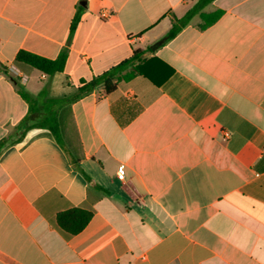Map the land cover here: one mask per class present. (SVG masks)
<instances>
[{"label": "crops", "instance_id": "0c3cea01", "mask_svg": "<svg viewBox=\"0 0 264 264\" xmlns=\"http://www.w3.org/2000/svg\"><path fill=\"white\" fill-rule=\"evenodd\" d=\"M198 2L0 0V141L30 112L20 88L28 125L62 127L61 144L36 128L0 156V264H264V0H214L216 23L164 42ZM64 50L54 76L16 62ZM136 51L156 83L72 100ZM74 208L93 216L71 235L56 217Z\"/></svg>", "mask_w": 264, "mask_h": 264}, {"label": "trees", "instance_id": "16d2710c", "mask_svg": "<svg viewBox=\"0 0 264 264\" xmlns=\"http://www.w3.org/2000/svg\"><path fill=\"white\" fill-rule=\"evenodd\" d=\"M213 1L214 0H199V2L193 8H191L184 17H174L173 26L163 41L168 42L175 38L180 33V31L185 28L197 15H200L203 21L200 26L202 29L208 28L216 23L222 16V11H216L210 14L202 13V10ZM84 12L85 8L83 6H78L77 13L71 24L69 41L72 40ZM143 55V51H136L131 58L113 67L101 76L92 79L88 83L83 82L82 86L77 89V92L73 96L72 100L74 101L84 97L101 85L104 86L105 92L107 94H111L116 91L120 82L124 80H130L136 75L145 76L156 83L151 77H149V75H147L143 67L145 64ZM67 59V50H64L56 59H47L33 53L21 51L16 57V62L28 65L46 76H54L55 74L64 72ZM19 93L21 97L29 104L30 112L28 116L21 122V124L16 127V139H13L11 136H9L6 139L0 141V156L8 147L21 143L25 139L26 134L32 129L36 128L48 130L49 135L53 137L59 144H61L62 127L58 116H48L41 119L37 124L28 125V122L34 112L36 101L30 96V94L21 88L19 89ZM88 182L90 183L91 190L106 192L104 188L93 184L91 180H88ZM92 216L93 212L87 208H74L58 214L56 217V224L61 230L71 235H76L85 229Z\"/></svg>", "mask_w": 264, "mask_h": 264}, {"label": "built area", "instance_id": "2783aa9c", "mask_svg": "<svg viewBox=\"0 0 264 264\" xmlns=\"http://www.w3.org/2000/svg\"><path fill=\"white\" fill-rule=\"evenodd\" d=\"M11 71H12V73H14L16 76H19V74H20L19 71L16 70V69H14V68H13ZM123 170H124V167L122 166V167L120 168V170H119V174H118L119 177H121V174H122Z\"/></svg>", "mask_w": 264, "mask_h": 264}, {"label": "rangeland", "instance_id": "374dc122", "mask_svg": "<svg viewBox=\"0 0 264 264\" xmlns=\"http://www.w3.org/2000/svg\"><path fill=\"white\" fill-rule=\"evenodd\" d=\"M69 127V126H68Z\"/></svg>", "mask_w": 264, "mask_h": 264}]
</instances>
